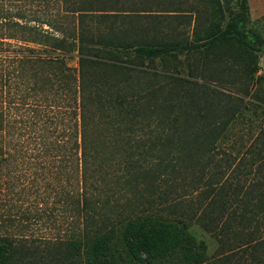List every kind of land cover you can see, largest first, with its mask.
Returning a JSON list of instances; mask_svg holds the SVG:
<instances>
[{"label":"trees","instance_id":"1","mask_svg":"<svg viewBox=\"0 0 264 264\" xmlns=\"http://www.w3.org/2000/svg\"><path fill=\"white\" fill-rule=\"evenodd\" d=\"M239 9L0 0V264H264V176L237 211L264 142L227 149L264 46Z\"/></svg>","mask_w":264,"mask_h":264},{"label":"rangeland","instance_id":"2","mask_svg":"<svg viewBox=\"0 0 264 264\" xmlns=\"http://www.w3.org/2000/svg\"><path fill=\"white\" fill-rule=\"evenodd\" d=\"M222 2L225 6L228 20L240 11L239 0H222ZM246 13H247L246 27L256 31L259 35H261L264 38V0H247ZM253 45L255 46L256 54L258 56L257 77L260 78L258 89L255 96H259L260 99L259 100L256 99L255 96L246 99L247 103H250V105L252 104L250 106V109L254 108V111H256V113H254V111L247 112V117L249 118V120H251V122H254V125L252 127L251 124H247L246 126L241 127L236 132V137L233 138L232 140L235 142V145L227 147V149H229V151L235 155V158L237 159V163H240L241 159H244L246 155H247L246 158L250 160L251 155L249 156V154H247V151H249L248 149L252 141L255 138H257V136H259L260 144L255 145L256 146L255 148L259 149L261 144L264 142L263 139L264 135L262 134L264 132V46L255 42L253 43ZM68 63L70 66L74 68L77 67V61L74 59L69 60ZM261 130H263L262 133L260 132ZM253 147H251V149ZM259 166L262 167L260 172L256 171L255 173H252L250 177L246 179V183L244 184L243 191L240 192L239 199L241 200V202L238 204V207H240V209L237 210L238 212H242L243 209L245 210L246 208L250 209L247 203L249 199L254 198L253 197L254 193H251L249 197L248 195H246V191L249 189L253 190L254 184L258 186V189H260L261 187L260 186V184H262L261 180L263 179L264 176V163L260 164ZM243 168L244 166L242 167V170ZM243 200H244V205H246L245 207L243 206L242 203ZM250 229L255 232L256 236H258V234L259 235L264 234V214H261L259 216V220L255 224H253V226ZM190 232L197 238V240L206 243L208 247L207 254L209 256H214V255L216 256L222 252H227L229 250V247L222 246L223 243L217 237H213L206 234L204 231H202L200 228H198L193 224L190 228ZM232 238L233 237H230V240Z\"/></svg>","mask_w":264,"mask_h":264}]
</instances>
